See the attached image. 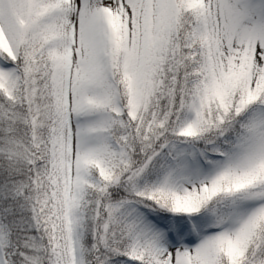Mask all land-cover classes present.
I'll return each mask as SVG.
<instances>
[{
    "label": "snow or ice",
    "instance_id": "snow-or-ice-1",
    "mask_svg": "<svg viewBox=\"0 0 264 264\" xmlns=\"http://www.w3.org/2000/svg\"><path fill=\"white\" fill-rule=\"evenodd\" d=\"M0 264H264V0H0Z\"/></svg>",
    "mask_w": 264,
    "mask_h": 264
}]
</instances>
